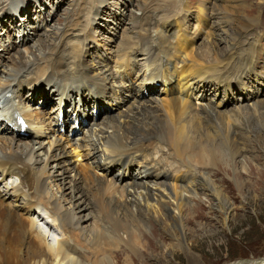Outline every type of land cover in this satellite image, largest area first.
I'll use <instances>...</instances> for the list:
<instances>
[{
	"label": "bare ground",
	"instance_id": "bare-ground-1",
	"mask_svg": "<svg viewBox=\"0 0 264 264\" xmlns=\"http://www.w3.org/2000/svg\"><path fill=\"white\" fill-rule=\"evenodd\" d=\"M38 1L0 0V11L5 15H0V31L5 38L10 39L8 28L16 14L26 11L27 15L29 5ZM104 1L75 0L63 26L45 36L43 33V40L35 38L40 26L35 28L31 20L30 32L23 35L19 45L12 40L4 46L0 40V92L3 87L11 92L10 97L1 93L0 99V110H5L0 113V134H11L0 135V179L8 176L19 182L18 187H0V264H113L127 253L123 244L132 253L130 258H136L133 254L141 248L148 253L142 243L146 237L140 234L148 224L147 218L149 222H163L161 230L168 231L176 240L181 237L189 249L187 238L197 237L196 231L186 226L194 210L188 204L191 200L201 201L199 193L212 192L219 213L227 216L232 211L226 193L211 179H222V168L215 170L213 165L229 167L237 189L242 192L258 191L261 186L262 181L257 178L262 169L252 168L249 174L256 180L250 184L245 182V174H241V179L239 174H248V160L258 158L256 154L264 161V93L249 100L250 104H231L226 109V105L219 109V104L213 107L207 101L191 100L198 90H202L203 99L208 88L217 90L213 85L208 87L206 72H216L228 44L238 36H231L232 40L219 53V44L227 40L228 31L222 32L218 26L212 30V24L224 25L228 30L234 20L224 15L226 10H221V5L232 4L222 0L198 2L204 6L200 16L207 14L206 8L211 15V30L202 44L186 51L178 33L166 34L176 29L174 18L185 21L176 14L181 2L137 3L139 13L133 18L126 16L123 26L120 25L124 27L121 36L112 37V43L100 44L97 51L90 44L91 33L96 40L91 29L95 20L91 17L102 11ZM170 17L172 20L167 21ZM23 20L25 28L27 20ZM257 24L251 17L245 23L241 21L236 29L246 32ZM89 45L94 48L91 57ZM112 45L109 52L103 53L104 48ZM122 46H126L125 58L119 63L111 60L112 49ZM139 56H145L143 63L136 61ZM111 62L125 68L136 65L138 70L144 67L136 79L140 81L132 82L130 71L114 73ZM245 62L244 69L224 76V90H229L231 81L240 82L249 75L253 56ZM157 81L170 84L172 92L165 98L145 97L141 92L143 85L153 89L151 86ZM35 84L57 92L60 102L56 111L61 104L69 105L75 117L87 118L86 106L100 98H112L120 109L114 114L101 111V115L107 116L94 124L91 119L86 134L76 139L69 136L71 130L61 131L64 118L59 122L57 112L51 117L52 111L44 110L47 103L44 108L29 103L35 98ZM25 86L31 92L24 91L22 97L25 93H32L33 97L21 100ZM41 95L47 102L48 97ZM18 116H23L31 128L23 135L28 136L27 141L17 138ZM96 118L98 121L100 116ZM42 138L49 139L48 143L40 141ZM76 148L88 149L96 169L89 166L91 171L78 170L70 157ZM239 165L242 172L237 171ZM135 167L138 174L133 172ZM191 185L197 188L190 189ZM207 202L211 206L212 201ZM40 206L58 225L61 237L55 239L54 245L32 218L31 212ZM192 217L197 221V214ZM104 219L109 233L101 223ZM50 225L54 227V223ZM189 260L201 264V259Z\"/></svg>",
	"mask_w": 264,
	"mask_h": 264
},
{
	"label": "rangeland",
	"instance_id": "rangeland-1",
	"mask_svg": "<svg viewBox=\"0 0 264 264\" xmlns=\"http://www.w3.org/2000/svg\"><path fill=\"white\" fill-rule=\"evenodd\" d=\"M50 1L51 0H40V2L37 3L33 2V4L29 5L30 8L29 6V9L27 8V15L24 14V12L26 11H22L21 15L16 14L14 22L8 28L10 39L5 38L4 32L0 31V40H2V44L4 46H9L11 41L14 40L15 44L19 45L20 39L23 37V35L26 36L30 32L28 24L30 20L34 22L35 28L37 26H40V28L35 33L36 39L40 38L41 40H43L46 34H49L50 32L61 28L65 22L64 20L67 16L68 11L71 9L72 4L75 1ZM147 1L149 0H105L104 4L101 7L102 11L98 14H94L91 17V19L95 20L94 23H92L91 29L96 40L92 38L91 33V37L89 36L91 40L90 44L94 46L97 51H100V44L103 45L107 42L112 43V37H115V35L118 37L121 36V32L124 29V27L122 28L121 26H123L127 18L126 16L128 15L131 18L134 17L133 15L137 16L139 12L138 10H136V4L144 3ZM174 1L177 4L181 2L180 4L182 6L183 0ZM186 1L188 6L191 5L193 8L194 6L196 7L198 2H200L201 0ZM203 1L205 2L206 0ZM222 1H224L227 5L232 4L231 6L227 7L221 5V10H226L224 12V15L229 18V20L233 19L234 22L231 26H229L228 30H225L224 25H218L217 23L215 24L216 26H218V28H220V30H222V32L228 31V34L226 35L227 40L220 42V49H218V52L222 53L224 51L227 42L232 40L231 36H234L236 38L240 32H243L236 29V27L240 25L241 21L245 23L251 17L256 19L258 24L249 27L247 30L249 31V34L251 33L250 35L258 38L259 46L261 47L264 44V0H232V2H229V0ZM38 10L41 11L38 12ZM193 10L196 9L193 8L192 11ZM22 14L24 16H22ZM0 15H4L2 10L0 11ZM23 19L27 20L25 28H23L22 25L24 23ZM106 19H109V22ZM116 24H119V26L115 29V31L113 29ZM44 25L45 29L43 28ZM203 38H205V36L201 35L195 45L202 44V41L204 40ZM87 43L89 44V42ZM86 45L87 44H85V46ZM91 45L88 46L89 57L94 54L92 52L94 48H91ZM111 48H113V45L110 48H104L103 53L109 52ZM117 49H120V47L112 49L111 56L114 55L115 50ZM96 56L99 57V55ZM261 64L264 65V54L262 55ZM259 68L260 67H258V70ZM251 82L252 83L246 88V90L243 91V93H235L234 97L236 99L233 98V100L230 101L231 103H228L226 107L223 108L226 109L229 105L231 106V104L232 106H235V104H239L238 99L242 100L241 95H243L244 92H248V94H251L254 93L257 88H264V79L259 81L251 79ZM155 95L158 98H165L167 96L165 90H162V88H160V84L156 85V89H154L149 97H153ZM26 96L30 98V95L27 93H25L24 97ZM144 96L147 97L148 95L145 94ZM209 96H211L213 100L218 101L222 97V93H220L217 98H215L212 94ZM35 98L34 102L32 100L29 102L30 104L32 103L31 105H34L38 108H44L45 104L47 103V106L46 108H44V110L47 113L52 111V114H50V116H54L53 109L51 108L55 107L56 103L54 102L51 94L46 96L47 102L43 100L42 96L40 95ZM262 99H264V96L262 97ZM250 102L251 101H247L244 104H250ZM112 104L113 111H106L109 113L113 112L114 114L117 109L114 108V103ZM89 107H91V105L88 106V108ZM101 114L102 113L100 112L98 115V117L100 116V118H98V121L97 118L92 121L93 124L102 121L105 116H107ZM70 121L71 120L69 119L67 121L69 125ZM27 132L28 131L24 130L20 131V135H18L17 138L21 139L22 141H27L28 136H23L26 135ZM86 132L87 127L82 128V130L79 133H76L74 137L80 138L84 136ZM9 133L5 132V135H3L2 133L0 135L6 137L11 135ZM56 134L58 133H55V136L58 137L59 135ZM35 139H37V137ZM40 141H42L44 144H47L49 139L42 138ZM69 150H71V148H69ZM88 153L89 152L86 148L82 150L73 149V154L71 156L69 155L71 157V160H74L78 170L80 169L91 171L89 170L90 167V169H96L94 167L93 160L89 159L90 154ZM255 156H257L258 158L253 159L249 157L251 159L248 160V167H250V171H248V174H239L240 179L241 174H245V182L250 184L256 180L251 176V174H249L252 168L256 167L259 169V171H261L262 169L261 174L259 173L257 178L258 182L262 181L260 186L261 188L259 187V190H256L254 192L251 190L250 192H242L241 189H237L235 182L233 181L232 173L228 171L229 167H226L224 165H221L222 167L213 165L215 170L222 168L221 174H219L220 177L222 176V179L219 182L218 180H215V177H211V179L212 181H214L216 186H219V188L223 189L226 193L228 202H230L229 205H232V211L230 215L227 216L219 213L217 210V202L213 199L212 192H205L203 194L199 193L198 196L203 203L197 199L191 200L188 204L190 206H194V210H192V213H190L192 216L193 214H197V221H194V218L190 216L188 222L186 223V226L196 231L195 235L197 237L187 238L189 249L185 246L184 240L181 239V237L178 238L180 240L179 243L178 239L176 240L174 237H170L168 231L163 232L161 230L163 222H157L154 220H151V222H149L150 220L147 218L148 224L145 229L140 232V234H143V236L146 237V241L142 239V243L145 245L146 249H148V253L144 252L141 247H138L139 249L141 248L139 252H135L136 255L133 254V256L136 258L131 259L130 256L132 257V253L127 249L125 244H123L127 250V253L115 259V262L113 261V264H193V262L189 260L192 257H195L199 260L201 259V264H264V161L262 159H259L258 154H256ZM240 159L239 161H242V158ZM135 170H137L136 167L134 168L133 172ZM237 171H243V169L241 170L240 165L238 166ZM114 173H116V171ZM80 174H83V171H80ZM134 174H138V170L135 171ZM205 177L209 178V176ZM3 185L9 186V188L16 187L18 186V179L9 177H5L3 180L0 179V187L2 188ZM152 188H154V186H152ZM196 188L197 185L190 186V189ZM245 188L249 190L250 187ZM54 189L55 187L52 188L53 191H55ZM207 201H212L211 206L210 202L208 203ZM31 213L32 218L36 222V227H38L41 232L46 234L48 242L54 245L56 242L55 239H59L61 236L58 232V225L56 224V221L54 219L52 221L53 216H48L46 210H44L41 206L38 208H34V211H32ZM151 213L153 212L151 211ZM157 220H160V218ZM49 223H54V227H51ZM101 223L103 224L105 231H108L109 233V224L107 223L106 219H104ZM99 226L100 223L97 224L98 228ZM16 230L17 228L15 227V231ZM170 230L172 232V235L176 236L175 233H173V230ZM110 233L114 235L113 228L110 229ZM151 237V241H148ZM192 239L194 240L192 241ZM142 254L144 256H142ZM110 258L114 259V255L111 254Z\"/></svg>",
	"mask_w": 264,
	"mask_h": 264
}]
</instances>
